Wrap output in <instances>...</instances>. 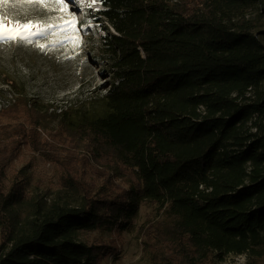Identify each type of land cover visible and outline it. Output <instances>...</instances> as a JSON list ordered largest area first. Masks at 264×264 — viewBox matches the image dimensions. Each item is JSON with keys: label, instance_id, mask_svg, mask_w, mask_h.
<instances>
[{"label": "trees", "instance_id": "trees-1", "mask_svg": "<svg viewBox=\"0 0 264 264\" xmlns=\"http://www.w3.org/2000/svg\"><path fill=\"white\" fill-rule=\"evenodd\" d=\"M98 1L103 112L0 110V264H105L146 204L152 264H264V0ZM25 149L51 194L11 171Z\"/></svg>", "mask_w": 264, "mask_h": 264}, {"label": "rangeland", "instance_id": "rangeland-1", "mask_svg": "<svg viewBox=\"0 0 264 264\" xmlns=\"http://www.w3.org/2000/svg\"><path fill=\"white\" fill-rule=\"evenodd\" d=\"M69 1L72 3L68 8L66 4L38 0L0 1V20H6L8 27L17 23L38 25L33 29L38 34L27 39L6 40L0 33V104L26 96L50 115L73 109L70 116L77 122L103 112L99 99L112 81L110 65L102 56L105 36L102 24L109 27L99 15L104 7L98 0ZM56 125L51 118L48 131ZM11 171H24L29 176L30 193L51 194L57 188L55 167L31 150L22 152ZM158 219L153 205L143 206L135 230L123 239L121 252L109 257L105 264H152L143 250L142 231ZM98 236L95 232L89 235ZM245 262L246 256L227 255L223 260L217 258L215 264Z\"/></svg>", "mask_w": 264, "mask_h": 264}, {"label": "snow or ice", "instance_id": "snow-or-ice-1", "mask_svg": "<svg viewBox=\"0 0 264 264\" xmlns=\"http://www.w3.org/2000/svg\"><path fill=\"white\" fill-rule=\"evenodd\" d=\"M29 2H36V0H29ZM38 2L43 3V0H38ZM67 23L72 24L74 21H68ZM34 28H38V25L17 23L13 27H8L6 20H0V33L3 34V38L6 40L27 39L29 35L38 34L33 32Z\"/></svg>", "mask_w": 264, "mask_h": 264}, {"label": "built area", "instance_id": "built-area-1", "mask_svg": "<svg viewBox=\"0 0 264 264\" xmlns=\"http://www.w3.org/2000/svg\"><path fill=\"white\" fill-rule=\"evenodd\" d=\"M15 101V99H10L9 101H8V103H6V104H3V103H1L0 104V110L3 108V107H7V106H9V105H11V103H13Z\"/></svg>", "mask_w": 264, "mask_h": 264}, {"label": "bare ground", "instance_id": "bare-ground-1", "mask_svg": "<svg viewBox=\"0 0 264 264\" xmlns=\"http://www.w3.org/2000/svg\"><path fill=\"white\" fill-rule=\"evenodd\" d=\"M1 1V0H0ZM62 2V1H61Z\"/></svg>", "mask_w": 264, "mask_h": 264}]
</instances>
